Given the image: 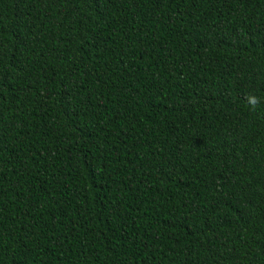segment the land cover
<instances>
[{"label":"trees","instance_id":"obj_1","mask_svg":"<svg viewBox=\"0 0 264 264\" xmlns=\"http://www.w3.org/2000/svg\"><path fill=\"white\" fill-rule=\"evenodd\" d=\"M0 264H264V0H0Z\"/></svg>","mask_w":264,"mask_h":264},{"label":"clouds","instance_id":"obj_2","mask_svg":"<svg viewBox=\"0 0 264 264\" xmlns=\"http://www.w3.org/2000/svg\"><path fill=\"white\" fill-rule=\"evenodd\" d=\"M248 102L254 107L256 105V103L258 102V98L255 96H249Z\"/></svg>","mask_w":264,"mask_h":264}]
</instances>
